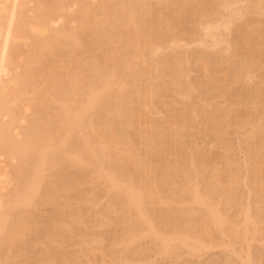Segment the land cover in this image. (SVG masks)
<instances>
[{
	"label": "bare ground",
	"instance_id": "1",
	"mask_svg": "<svg viewBox=\"0 0 264 264\" xmlns=\"http://www.w3.org/2000/svg\"><path fill=\"white\" fill-rule=\"evenodd\" d=\"M256 242L264 0H0V264H252Z\"/></svg>",
	"mask_w": 264,
	"mask_h": 264
},
{
	"label": "rangeland",
	"instance_id": "2",
	"mask_svg": "<svg viewBox=\"0 0 264 264\" xmlns=\"http://www.w3.org/2000/svg\"><path fill=\"white\" fill-rule=\"evenodd\" d=\"M224 16H225V13L223 14ZM221 18V17H220ZM225 18H227L226 16H225ZM225 18L224 17H222L221 19H222V21H224L225 20ZM220 20V19H219ZM227 20V19H226ZM219 28V32H221V34L220 35H222L223 33V36L225 35V36H227L226 34H225V31H224V29H223V27H218ZM222 28V29H221ZM224 31V32H223ZM225 36H224V38H225ZM227 38V37H226ZM195 46V45H194ZM194 46H190V47H186L187 48V50L188 49H191V48H194ZM219 46V45H218ZM218 46H216V49L218 50ZM220 47V46H219ZM185 48V47H184ZM215 48V47H214ZM214 48H211V51L214 49ZM182 49H183V47H180L178 50L179 51H182ZM216 49H214L213 51L214 52H218ZM183 50H186V49H183ZM219 50H221L220 48H219ZM212 51V52H213ZM223 51V50H222ZM221 52V51H220ZM195 71H191L189 74V76H191V78H192V76H193V78L196 76V73H194ZM194 74V75H193ZM234 138H236L237 139V135H235V136H233L232 138H231V141H233L232 143H236V139H234ZM234 140H235V142H234ZM238 154L239 155H237L236 157H237V159H238V161L240 160V162H242L241 160L244 158V157H242L243 156V154H240V152H238ZM239 157H240V159H239ZM102 201V200H101ZM45 209V208H44ZM48 211H49V209L48 208H46L44 211H41L42 213H41V215L44 217V215H49L48 214ZM47 212V213H46ZM50 212V211H49ZM255 244V245H254ZM258 244V242H256V243H253V247H252V249L253 248H255V249H253V251L251 250V252H253V253H251L252 254V259H253V257H255L256 255V257L254 258V260H255V262L256 261H258L257 263H254V262H251L252 264H264V259L262 260L261 258H264L263 257V255H264V244H262V245H257ZM257 246V247H256ZM263 247V248H262ZM258 248H259V250H258ZM15 250V249H14ZM219 250V251H218ZM256 250V251H255ZM257 250H258V252H257ZM209 252H207V251H205V252H203L201 255H200V257H191V256H189V255H187L186 253H182L183 254V256H182V254H181V257L182 258H180L181 259V261L183 262V261H185V259H187L186 261L189 263V261H191L190 262V264H198V262H201V264H203V258H204V261L207 263V261H212V259L214 258V261H220V263L219 264H221V262H223V261H225L224 260V257H223V254L225 255V258H227V256H226V253H225V251H222V250H220V249H212V250H208ZM262 251H263V254H262ZM212 252V253H211ZM220 252V253H219ZM222 252V253H221ZM255 252V253H254ZM205 253V254H204ZM209 253V254H208ZM217 253V254H216ZM262 255H261V254ZM220 254H221V257H219V259H218V256H220ZM150 255V257H151V255H153L152 257H154V258H151L152 259V261L154 262V263H156V261L157 260H159V259H162V258H159V256H157V255H155L154 253H150L149 254ZM203 255V256H202ZM217 255V256H216ZM260 255H261V257H260ZM157 256V257H156ZM204 256H207L206 258L204 257ZM229 256V255H228ZM189 257H191V259L189 258ZM260 257V258H259ZM192 258H193V260H192ZM209 258V259H208ZM134 259H136V258H134ZM157 259V260H156ZM200 259V260H199ZM208 259V260H207ZM221 259H223V261H221ZM233 259V258H232ZM139 259H136V261H138ZM163 260V259H162ZM162 260H159V261H157V263L156 264H161V262H162V264H169L168 262H170V260H163V261H165V262H163ZM189 260V261H188ZM195 260V261H194ZM234 260V259H233ZM254 260H251V261H254ZM262 260V261H261ZM173 261V262H172ZM174 261L175 260H171V262H170V264H174ZM159 262V263H158ZM196 262V263H195ZM205 262H204V264H205ZM122 264H126V263H122ZM200 264V263H199ZM222 264H224V262L222 263Z\"/></svg>",
	"mask_w": 264,
	"mask_h": 264
}]
</instances>
